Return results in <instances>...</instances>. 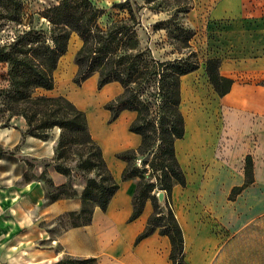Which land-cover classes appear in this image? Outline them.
I'll use <instances>...</instances> for the list:
<instances>
[{
	"label": "crops",
	"instance_id": "1",
	"mask_svg": "<svg viewBox=\"0 0 264 264\" xmlns=\"http://www.w3.org/2000/svg\"><path fill=\"white\" fill-rule=\"evenodd\" d=\"M259 1L264 0H218L210 16L235 29L236 18L244 17L247 6L248 15L257 17ZM76 36L79 48L82 40ZM250 46L254 53L249 57L247 70L239 76L236 43L230 46L232 53L222 61L220 72L233 78L234 83L222 97L209 82L205 65L181 77L180 108L185 134L176 140L175 150L186 184L174 185L172 206L183 230L188 264H264V45L256 42ZM65 55L54 74L59 73ZM76 72L75 63L66 79L70 92L64 94L86 112L90 132L102 147L119 188L106 210L94 207L90 223L71 226L51 238L49 220L81 208L85 178L76 170L68 177L53 164L47 165L55 185L71 178L78 191L75 197L53 202L48 201L39 178L19 186L0 185V264H55L66 255L95 257L97 264H172L167 235L155 231L136 242L154 209L150 198L142 213L130 220L139 177L122 178L127 161L117 153L135 149L141 143V135L129 129L136 111L125 109L110 121L111 111L105 103L118 96L123 86L117 81L109 82L98 89L96 97L92 90L98 74L76 86L72 82ZM89 79L92 87L87 89ZM39 91L60 94L57 84L51 90ZM76 91L88 96L78 97ZM209 92L211 98L206 97ZM216 97L219 100L211 102ZM25 129L26 121H22L20 132ZM29 137L30 143L40 145V139ZM45 149L37 156H54L53 145ZM247 155L253 159V180L240 192L232 193L234 187L246 181ZM43 170L40 167L34 173L40 175Z\"/></svg>",
	"mask_w": 264,
	"mask_h": 264
},
{
	"label": "trees",
	"instance_id": "2",
	"mask_svg": "<svg viewBox=\"0 0 264 264\" xmlns=\"http://www.w3.org/2000/svg\"><path fill=\"white\" fill-rule=\"evenodd\" d=\"M1 1L11 18L19 16L22 0ZM114 6L127 8L129 16L102 25L100 19L105 9L97 7L92 0H60L41 12L50 24L49 33L32 26L11 42L1 45L0 61L8 65L9 83L0 88V113L7 111L5 121L17 115L24 117L26 136L46 140L53 128H60L52 164L68 177L75 167L86 180L80 195L81 208L65 213L71 226L90 223L95 206L107 209L119 182L108 166L102 147L90 132L86 112L63 94L37 92L55 87L54 72L59 60L68 51L72 34H78L82 44L74 57L77 65L74 82L81 85L97 73L99 89L112 81L123 86L118 96L105 103L111 111L110 121L125 109L136 111L129 129L141 135V143L135 149L117 153L119 158L127 161L122 178L139 177L130 220L142 213L148 198L154 207L136 242L155 231L167 235L171 242L172 264H188L183 230L172 206V190L175 184H186V175L175 150L176 140L185 134V119L180 108L181 77L197 70L200 62L189 57L156 59L149 47L141 45L137 36L135 13L142 5L123 0ZM220 66L219 57H210L205 62L208 80L222 97L231 90L234 79L223 75ZM151 151L154 152L152 159L143 161L150 165L151 171L147 174V170L135 161ZM69 161H74V166ZM41 178L48 182L49 202L78 195L71 178L64 184L55 185L47 178L46 169ZM252 180L253 159L247 155L246 181L244 185L234 187L232 193L240 192ZM160 190L166 194L165 207L159 205L157 193ZM55 264H97V260L95 257L66 255Z\"/></svg>",
	"mask_w": 264,
	"mask_h": 264
},
{
	"label": "rangeland",
	"instance_id": "3",
	"mask_svg": "<svg viewBox=\"0 0 264 264\" xmlns=\"http://www.w3.org/2000/svg\"><path fill=\"white\" fill-rule=\"evenodd\" d=\"M59 1L22 0L19 16L11 18L10 12L2 6L0 0V46L11 42L17 35L32 26L44 29L49 33L50 24L41 12ZM92 1L97 7L105 9V13L100 19L102 25H107L116 18L129 16L127 8L114 6L115 3L123 0ZM133 1H137L142 5L135 13L138 20L136 26L137 36L141 45L149 47L152 56L156 59L189 57L191 60H198L201 67L205 65L208 58L219 57L222 63L232 53L229 51L230 46L236 43V75L239 76L241 75L240 72L247 70L249 57L254 53L250 44L258 42L264 45V1H259L257 10L259 14L257 17L248 15L247 6L244 17L236 18L235 29L232 28V24L222 23L211 18L210 11L218 0ZM132 6L134 8L133 4ZM76 37V34L73 33L69 43V51L65 53L66 55L64 54L63 61L61 60V69L59 68V73L54 74L57 90L66 97H68L66 94L70 92V85L66 82V79H68L69 73L75 65L74 57L78 49ZM7 73V63L0 61V88L8 86ZM74 77L72 82L74 85L80 86L74 82ZM90 87H92V80L89 79L87 89H90ZM98 89L96 85V88L92 90L93 96H98ZM37 92L40 93L39 90ZM76 92L78 97L88 96L85 92ZM206 97L211 98V93H207ZM211 100V102H214L219 99L216 97ZM6 116L7 111L0 113V185L13 183L19 186L26 183V179L39 178L46 188L48 182L41 178V174L36 175L34 171L40 167L46 169V164L53 163V157H39L37 155L44 153L45 148H50L51 145H53L55 151L60 128H53L48 139L38 138L40 140H37V142L40 145H33L30 143L31 138L29 135L24 134L25 130L20 132L22 121H26L24 117L17 115L9 121H5ZM153 151H156V148ZM153 151L142 156L143 160L150 161L154 155ZM69 163L74 166L75 162L69 161ZM73 170H76V168L74 167ZM76 173L83 177L79 171L76 170ZM47 178L51 179L48 173ZM69 227H71V220L65 214L49 220L47 223L51 238H56ZM48 246L52 245L48 243Z\"/></svg>",
	"mask_w": 264,
	"mask_h": 264
},
{
	"label": "water",
	"instance_id": "4",
	"mask_svg": "<svg viewBox=\"0 0 264 264\" xmlns=\"http://www.w3.org/2000/svg\"><path fill=\"white\" fill-rule=\"evenodd\" d=\"M153 181H155V178L153 179ZM157 197H158L159 205L161 207H165V205H166V194H165V191L164 190L158 191Z\"/></svg>",
	"mask_w": 264,
	"mask_h": 264
},
{
	"label": "built area",
	"instance_id": "5",
	"mask_svg": "<svg viewBox=\"0 0 264 264\" xmlns=\"http://www.w3.org/2000/svg\"><path fill=\"white\" fill-rule=\"evenodd\" d=\"M143 161H144V160H143V157H142V156H139V157L136 158V164H137L139 167H141V168H143V169H146V170H147L146 173L149 174L150 171H151V170H150V165H149V163L144 164Z\"/></svg>",
	"mask_w": 264,
	"mask_h": 264
},
{
	"label": "bare ground",
	"instance_id": "6",
	"mask_svg": "<svg viewBox=\"0 0 264 264\" xmlns=\"http://www.w3.org/2000/svg\"><path fill=\"white\" fill-rule=\"evenodd\" d=\"M87 96V95H86Z\"/></svg>",
	"mask_w": 264,
	"mask_h": 264
}]
</instances>
